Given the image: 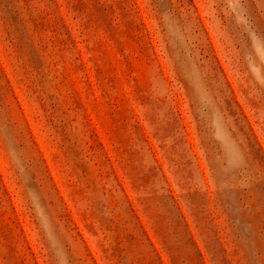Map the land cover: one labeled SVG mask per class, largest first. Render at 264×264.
<instances>
[{
  "label": "rangeland",
  "instance_id": "374dc122",
  "mask_svg": "<svg viewBox=\"0 0 264 264\" xmlns=\"http://www.w3.org/2000/svg\"><path fill=\"white\" fill-rule=\"evenodd\" d=\"M0 264H264V0H0Z\"/></svg>",
  "mask_w": 264,
  "mask_h": 264
}]
</instances>
